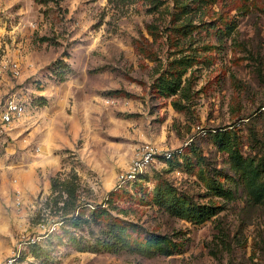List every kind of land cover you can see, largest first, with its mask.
<instances>
[{"label":"rangeland","instance_id":"obj_1","mask_svg":"<svg viewBox=\"0 0 264 264\" xmlns=\"http://www.w3.org/2000/svg\"><path fill=\"white\" fill-rule=\"evenodd\" d=\"M183 1L190 12L177 20L174 0H0V58L19 66L0 74V106L13 97L25 107L0 132V264L17 253L12 264H264V200L214 136L264 164V0ZM182 56V88L161 93L159 75ZM145 143L181 147L179 164L155 162L117 187ZM74 174L78 207L103 208L99 224L61 219L51 179ZM213 178L231 195L210 193ZM167 185L220 211L201 223L175 217L154 202ZM110 223L136 241L167 233L181 250L76 249L72 236L94 241Z\"/></svg>","mask_w":264,"mask_h":264},{"label":"trees","instance_id":"obj_2","mask_svg":"<svg viewBox=\"0 0 264 264\" xmlns=\"http://www.w3.org/2000/svg\"><path fill=\"white\" fill-rule=\"evenodd\" d=\"M174 5L178 9V12L173 13L177 20L181 14L190 12V10H188V4L183 0H174ZM155 28L156 26L154 24H150V33L155 34ZM174 28L181 31L183 34L191 33V29L187 24L174 26ZM190 64V58L187 56L174 58L170 62L171 67L167 72L159 75L156 82L157 90L168 95L176 93L183 86V76ZM60 80H63V78H60ZM173 102L175 105L178 103L176 100ZM214 136L222 150H228L231 155H234L235 165L243 171V181L251 196L256 200H264L263 162L242 158L238 150L232 148L234 142L225 132H221L220 134L215 133ZM167 162L170 166L168 169L171 170L174 169L176 164H179L178 160L173 157L168 159ZM75 178L76 175L74 174L72 178L68 179L60 180L57 176L51 179V189L56 192L53 203L57 205V203L62 202L61 205L57 206V209L61 210V219L64 220L63 222L69 221L73 226H82L85 221H93L99 224L100 214L104 209L100 206H94L88 212H85L82 206L78 207L80 204L77 203V182ZM207 186L210 193L220 197H228L232 193L230 188L224 186L215 178L211 179L210 182L207 181ZM63 194H65L64 197ZM154 202L160 207H163L169 214L195 223H201L209 219L217 214L221 208L219 203H215L211 200L207 202H197L184 195L178 196L173 188L168 185L165 190L156 191ZM73 239L72 236V242H74L76 249L95 252H119L122 249L133 247L143 255L152 256L157 253L170 255L181 250L179 242L171 238L167 233L151 232L147 237H144V240L136 241V239L129 238L128 234L125 233L124 226L116 223H110L109 226L103 228L101 230V235L97 236L94 241L81 243L80 240ZM41 241L42 240L36 239L28 243V247L37 255L42 249ZM19 259H21L20 255L18 257V260Z\"/></svg>","mask_w":264,"mask_h":264},{"label":"built area","instance_id":"obj_3","mask_svg":"<svg viewBox=\"0 0 264 264\" xmlns=\"http://www.w3.org/2000/svg\"><path fill=\"white\" fill-rule=\"evenodd\" d=\"M6 68H9L13 73H18L19 71V66L16 61L0 58V74H2ZM24 111L25 107L22 102L13 97L6 99L3 105L0 106V132L6 130L8 125L14 119L21 116ZM181 151V147L170 149L157 147L151 143L143 144V146L136 152L135 156L130 160L127 166L117 174L116 186L120 187L127 182L140 179L150 165L160 161L166 162L168 159L174 157V155L181 153ZM36 239L37 238H34L29 241H34ZM18 257L19 254L17 253L3 264H12L18 259Z\"/></svg>","mask_w":264,"mask_h":264}]
</instances>
